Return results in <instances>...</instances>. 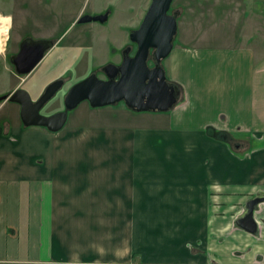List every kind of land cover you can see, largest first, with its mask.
<instances>
[{
  "label": "crops",
  "instance_id": "0c3cea01",
  "mask_svg": "<svg viewBox=\"0 0 264 264\" xmlns=\"http://www.w3.org/2000/svg\"><path fill=\"white\" fill-rule=\"evenodd\" d=\"M167 60L180 94L160 126L0 123V264H264V207L258 235L234 225L264 193V52L179 44Z\"/></svg>",
  "mask_w": 264,
  "mask_h": 264
},
{
  "label": "rangeland",
  "instance_id": "374dc122",
  "mask_svg": "<svg viewBox=\"0 0 264 264\" xmlns=\"http://www.w3.org/2000/svg\"><path fill=\"white\" fill-rule=\"evenodd\" d=\"M150 2L12 0V5L7 6V0H0V14L5 16L4 13L9 12L15 19L12 30L15 36L14 32L23 27L36 38L56 40L59 44L56 49L59 57L49 58L44 63L42 60L21 83L11 72L0 74V96L18 85L35 99L42 92L44 84L61 79L64 81L63 88L40 110V114L50 116L62 111L63 98L72 85L93 72H98V77L103 78L99 68L110 61V50L130 44L128 34L139 26ZM103 9L110 10L106 23H78L82 17ZM169 14L175 15L177 20L173 45L237 46L245 43L264 52V0H173ZM0 22L3 23L4 19L0 18ZM116 53H120V50ZM167 59L161 61L162 68L167 65ZM114 61H118V56ZM0 65V73L7 71L8 65L3 62ZM148 66L153 67L151 57ZM171 111L135 113L122 102L103 108H91L87 102H82L68 112L65 126L75 123L93 127L104 122L143 128L153 122L160 126L167 122ZM127 116L132 118L127 119ZM3 121L22 125L16 105L0 103V123ZM251 148H257V145L253 142ZM255 194L253 192L250 198ZM259 207L263 208L264 204Z\"/></svg>",
  "mask_w": 264,
  "mask_h": 264
},
{
  "label": "water",
  "instance_id": "95a60500",
  "mask_svg": "<svg viewBox=\"0 0 264 264\" xmlns=\"http://www.w3.org/2000/svg\"><path fill=\"white\" fill-rule=\"evenodd\" d=\"M173 0H151L139 26L129 33V42L135 45L132 57L123 52L120 65L106 64L101 71L105 79L91 73L83 80L72 85L63 98V111L43 116L40 110L63 86V80H55L46 86L40 97L32 102L30 95L23 89L0 96V102L17 104L20 107L21 124L28 127H40L48 132H59L66 124L67 113L82 102L91 108H103L122 102L125 107L136 113H164L172 109L180 94L177 87L168 83L161 61L166 59L173 48L177 33V20L169 10ZM108 13L98 16H84L78 23H105ZM53 47L50 40H26L11 62L19 75L30 74L43 60L47 51ZM151 57L153 67L148 66ZM213 136L212 130L207 131ZM218 138L225 140L224 134ZM264 204V193H257L244 204L243 213L234 225L250 234L257 235L258 225L254 213Z\"/></svg>",
  "mask_w": 264,
  "mask_h": 264
},
{
  "label": "flooded vegetation",
  "instance_id": "af4514ba",
  "mask_svg": "<svg viewBox=\"0 0 264 264\" xmlns=\"http://www.w3.org/2000/svg\"><path fill=\"white\" fill-rule=\"evenodd\" d=\"M12 0H7V3L6 5L7 6H11L12 4ZM105 13H108V16L110 15V10L108 9H103L101 10L100 12H97L93 15H89L90 17H93V16H98V15H102V14H105ZM109 18V17H108ZM89 23H92V22H89ZM98 23V22H97ZM106 23V22H105ZM87 24V23H85ZM101 24V23H100ZM104 24V23H103ZM12 29L10 30H4L0 24V62L2 63H5L6 65H8V69L7 71H3L2 73L0 74H3V73H12L13 75L17 76L18 79L20 80H23L25 77H27L28 75H19L17 72H16V69L14 67V65L12 64L11 62V59L12 57H14L16 54H18L19 50H20V46L21 44L26 41V40H33V41H38V40H50V39H41V38H36L34 37V35L32 34V32H29V31H26L25 28H20L19 30H17V32H14L16 34V36L12 33ZM128 40H129V34H128ZM53 42L54 44V41L53 40H50ZM126 49H129L130 51H128L127 55L129 57H132L134 55V52L136 50L135 48V45L130 43V44H126L124 45L121 49H117V48H113L112 50H110V53H111V59L110 61L106 62L105 64H114L115 66H118L121 64L122 62V59H123V52L126 50ZM117 50H120V53H116ZM47 53V52H46ZM118 56V61H114V58ZM1 66V65H0ZM103 66H101L99 68V74L101 73L103 75V78L102 79H105V75L104 73L101 71ZM93 73H98V72H93ZM98 76V74H97ZM100 78V77H99ZM64 82V81H63ZM49 85V84H48ZM47 86V85H46ZM45 86V88H46ZM63 86H64V83H63ZM63 86L61 87V89L63 88ZM44 88V89H45ZM16 89H23L22 87H19V86H16L13 90H10L9 92L3 94V95H6V94H11L13 91H15ZM43 89V91H44ZM24 90V89H23ZM26 91V90H25ZM43 91L35 98V99H32L31 97V100L32 102H35L39 97L40 95L43 93ZM27 92V91H26ZM29 94V93H28ZM30 95V94H29ZM50 101V100H49ZM48 101V102H49ZM7 102V101H6ZM47 102V103H48ZM2 103V102H0ZM4 103V102H3ZM9 103V102H7ZM46 103V104H47ZM13 104V103H12ZM45 104V105H46ZM44 105V106H45ZM18 109H19V112H20V107L18 105ZM64 110V108H63ZM62 110V111H63ZM68 115V113H67ZM257 212V211H256ZM258 235V233H257Z\"/></svg>",
  "mask_w": 264,
  "mask_h": 264
}]
</instances>
